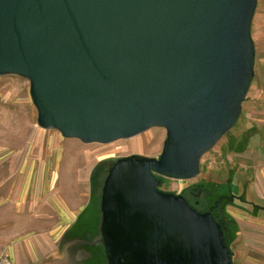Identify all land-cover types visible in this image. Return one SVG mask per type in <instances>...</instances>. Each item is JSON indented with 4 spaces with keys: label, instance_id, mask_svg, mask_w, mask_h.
<instances>
[{
    "label": "water",
    "instance_id": "water-1",
    "mask_svg": "<svg viewBox=\"0 0 264 264\" xmlns=\"http://www.w3.org/2000/svg\"><path fill=\"white\" fill-rule=\"evenodd\" d=\"M257 2L0 0V77L30 81L40 128L86 144L167 132L159 158H120L105 179L108 264H233L212 210L159 190L158 176L197 177L236 124Z\"/></svg>",
    "mask_w": 264,
    "mask_h": 264
},
{
    "label": "rangeland",
    "instance_id": "rangeland-1",
    "mask_svg": "<svg viewBox=\"0 0 264 264\" xmlns=\"http://www.w3.org/2000/svg\"><path fill=\"white\" fill-rule=\"evenodd\" d=\"M251 36L255 47L254 76L236 124L202 157L197 177L174 180L158 176L159 190L183 196L198 212L212 210L222 227L225 225L228 244H231L229 235H233L219 205L228 191V181L233 178L230 173L242 169L236 154L250 144L249 123L245 124L249 105L264 99V0L257 2ZM37 120L30 81L17 75L1 76L0 250L10 249L14 253L17 242L22 258L29 246V264H108L101 236L105 179L120 158L132 155L159 158L167 132L156 127L130 139L86 144L76 138H65L57 130H44ZM231 185L238 192L239 184ZM74 192L80 199L67 197ZM253 199L256 205L264 206V200ZM85 202L91 207L82 227L88 224L96 230L95 237L89 238L88 234L73 240L59 239L58 232L50 231L52 227L57 230V224L64 218L61 211L68 204L82 206ZM250 229L249 226L248 232ZM242 243L228 246L233 264H264L263 256L253 255L250 247H241Z\"/></svg>",
    "mask_w": 264,
    "mask_h": 264
},
{
    "label": "crops",
    "instance_id": "crops-1",
    "mask_svg": "<svg viewBox=\"0 0 264 264\" xmlns=\"http://www.w3.org/2000/svg\"><path fill=\"white\" fill-rule=\"evenodd\" d=\"M249 107L250 114L248 120H245V124L249 123L250 144L236 154L235 159L242 169L237 168L232 174L230 173L233 178L228 181V191L222 195L226 197L223 208L229 231H231L230 234L233 235L231 237L229 235L230 247L243 242L242 248L250 247L249 252H252L253 255L264 257V206L256 205L253 199V197H257L264 200V99L257 103L253 101ZM255 142L256 146L254 147ZM247 176L249 177L247 178ZM231 184H239L236 185L238 192L237 189H232ZM73 194H69L67 197L74 196V198L80 199L75 192ZM90 207L88 202L82 206H69L68 204L61 211L64 218L57 224V230L52 227L50 231L58 232L59 239L66 237L68 240H73L84 236L88 237V234L91 235L89 238L95 237L96 230H92L88 224L82 227L84 216ZM95 225L96 228L99 227L98 222ZM249 226L251 229L248 232ZM16 245L17 242L13 246L14 253L10 249L2 252L0 250V259L3 255L10 260L11 264H29L31 257L29 246L21 258ZM87 264H91V262Z\"/></svg>",
    "mask_w": 264,
    "mask_h": 264
},
{
    "label": "trees",
    "instance_id": "trees-1",
    "mask_svg": "<svg viewBox=\"0 0 264 264\" xmlns=\"http://www.w3.org/2000/svg\"><path fill=\"white\" fill-rule=\"evenodd\" d=\"M241 151V150H240ZM221 199H222V202L220 203V205H219V208H220V213H221V215H223L224 216V208H223V204H224V201H225V199H226V197H221ZM216 220H217V218H216V216L214 217ZM218 221V220H217ZM221 225H222V222H219ZM223 227H225V225L223 226ZM227 232V231H226ZM225 232V238H226V241L228 240V236H227V233ZM227 244H228V242H226ZM228 246H229V244H228Z\"/></svg>",
    "mask_w": 264,
    "mask_h": 264
},
{
    "label": "built area",
    "instance_id": "built-area-1",
    "mask_svg": "<svg viewBox=\"0 0 264 264\" xmlns=\"http://www.w3.org/2000/svg\"><path fill=\"white\" fill-rule=\"evenodd\" d=\"M0 264H11V262L7 257L2 255V257L0 259Z\"/></svg>",
    "mask_w": 264,
    "mask_h": 264
}]
</instances>
